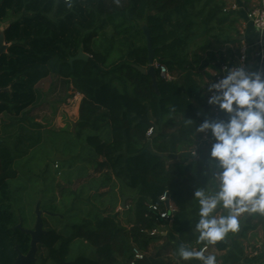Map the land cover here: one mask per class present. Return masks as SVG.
Listing matches in <instances>:
<instances>
[{"label": "trees", "instance_id": "trees-1", "mask_svg": "<svg viewBox=\"0 0 264 264\" xmlns=\"http://www.w3.org/2000/svg\"><path fill=\"white\" fill-rule=\"evenodd\" d=\"M250 1L255 0H245ZM225 4L224 0H0V27L7 25L10 44L0 57V89H4L0 119L6 126L0 130V264H14L16 244L23 253L30 249L31 236L14 228L21 218L14 209L12 181L18 176L14 165L42 141L41 125L29 113L43 99L42 82L54 76L66 83L77 80L81 98L76 135L94 149L99 169L134 191L133 207L126 210L134 226L125 225L120 212L101 211L67 230L46 228L39 246L46 252L30 264L128 263L133 242L146 250L160 240L161 234L148 233L162 222L150 205L164 206L160 200L164 192L176 206L166 228L188 245L206 244L197 241L194 231L198 205L192 192L198 186L211 187L218 168L206 162L208 154L189 161H168L166 155L193 149L203 119L198 113L208 116L201 78L216 60L212 42H235L239 34V19L224 11ZM144 26L151 37L154 65L164 64L178 74L166 80L155 67L157 87L151 74L137 68L149 67ZM197 38L203 40L206 56L190 51ZM80 50L89 58L72 59ZM196 101L205 110H199ZM57 208L43 207L54 214ZM78 211L75 216H80ZM253 229L248 224L241 233ZM227 235L210 245L227 249ZM78 239L90 244L93 253L81 251L71 257ZM261 256L250 262L264 264ZM138 264L166 262L157 252Z\"/></svg>", "mask_w": 264, "mask_h": 264}, {"label": "rangeland", "instance_id": "rangeland-1", "mask_svg": "<svg viewBox=\"0 0 264 264\" xmlns=\"http://www.w3.org/2000/svg\"><path fill=\"white\" fill-rule=\"evenodd\" d=\"M224 1L227 6L233 0ZM242 1L246 8H252L258 4L257 1ZM202 41L201 38L192 41L190 51H199L206 56L207 52L204 50ZM215 43L213 40L211 49L215 51L216 59L223 60L224 55L233 54V49L238 42L236 40L219 45ZM212 69V66L207 67L201 79L204 81L210 79L211 71L214 70ZM175 75L178 77L177 73ZM41 88L44 93L43 99L30 110L29 114L34 122L41 125L42 141L31 147L29 153L21 156L14 165L18 170L17 178L12 181L16 196L14 202L16 214L25 218L23 222L25 227L33 228L36 221L35 206L41 200V209L52 205L58 206L55 214L44 213L45 228L61 229L64 226L67 230L74 222L101 211L120 212L125 225L132 228L134 223L128 219L126 210L133 207L134 191L125 187L119 180L110 179L106 169H99L95 162L94 149L86 143L84 137L78 138L76 135L79 100L75 98V94L79 91L77 80L70 79L66 83L54 76L50 80H44ZM200 104L203 109L204 106ZM209 114L215 119L218 115L208 113V116ZM203 148V146L200 147V153H203ZM166 158L172 161L178 156L168 154ZM123 196L128 197L124 207L122 206ZM78 210L81 211L80 216H75ZM222 213L227 214L225 211ZM248 224L254 225L255 229L249 240L251 244L247 245L253 249H259L258 255H263L259 260H264L263 251L255 243L256 238L264 243V214L256 212L248 218L242 214L239 217V228L233 232V236L239 235L241 228ZM166 229V226L162 227V230ZM134 244L137 243L133 242L132 245ZM159 245L153 243L149 247V255L159 252ZM81 251L92 254L93 247L86 241L78 239L73 243L71 257ZM45 252L46 250L42 252L39 250L38 255ZM246 255L245 263L254 257L251 254ZM125 264L129 262L125 261Z\"/></svg>", "mask_w": 264, "mask_h": 264}, {"label": "clouds", "instance_id": "clouds-1", "mask_svg": "<svg viewBox=\"0 0 264 264\" xmlns=\"http://www.w3.org/2000/svg\"><path fill=\"white\" fill-rule=\"evenodd\" d=\"M205 86L207 105L227 119L198 113L203 119L196 134H205L211 141L206 162L214 163L218 171L211 187L198 186L192 192L198 205L194 231L197 241L206 244L200 249L181 244L178 252L184 261L216 264L214 255H205L207 245L237 231L242 214H264V67L251 69L237 63Z\"/></svg>", "mask_w": 264, "mask_h": 264}, {"label": "built area", "instance_id": "built-area-1", "mask_svg": "<svg viewBox=\"0 0 264 264\" xmlns=\"http://www.w3.org/2000/svg\"><path fill=\"white\" fill-rule=\"evenodd\" d=\"M258 4L252 8H246L242 0H233L227 6L224 7V11L239 15L241 12L245 14L247 21H249L253 29L256 31V38L254 41H242L239 44V52L235 58H230L228 60L221 61L218 64L217 69L213 73V79L216 77L222 76L226 73L228 67L235 66L237 63H245L251 69H256L258 67H264V0H255ZM155 67L159 68L160 74L166 80H174L176 78L175 74L171 73L167 66L161 63H156ZM210 81V82H211ZM206 92V90H205ZM81 95L80 92H77L75 98ZM206 100V96H205ZM213 111L218 115H223L224 113L218 111L216 108L211 107ZM153 133V127H151L147 135L150 136ZM210 140L207 135L202 134L196 141V144L193 149L189 150L191 157H198L200 155V147L204 144H210ZM199 155H195L196 153ZM160 200L163 202L164 206L160 204H151L150 208L155 211L162 221L158 227H155L151 231H148L150 235H158L163 232L162 227L166 226L172 219V213L176 210V206L173 201L169 198L167 192H164L160 196ZM205 245L196 248L200 249ZM208 249V245H207ZM206 249V251H207ZM149 249H142L138 244L132 245L131 248V259L129 264H138L139 261L143 260L146 256H149ZM250 254L252 256H257L259 254V249L250 248ZM205 251V252H206Z\"/></svg>", "mask_w": 264, "mask_h": 264}, {"label": "crops", "instance_id": "crops-1", "mask_svg": "<svg viewBox=\"0 0 264 264\" xmlns=\"http://www.w3.org/2000/svg\"><path fill=\"white\" fill-rule=\"evenodd\" d=\"M239 22H238V30H239V34H238V39H237V46L233 49V54L229 55V56H225V58L223 60L220 59H216L213 61V66L212 69L213 71H211L210 74V79H206V81H204L203 79H201V83H203V85L205 86L207 83H209L213 77V73L214 71L217 69L218 64L221 61L224 60H228L230 58H235L236 55L239 52V44L242 41H254L256 38V31L253 29L252 24L247 21L245 14L243 12H241L238 16ZM233 46V45H232ZM205 90H206V86H205ZM79 92V91H78ZM76 95V94H75ZM80 98L81 95H78V97L76 99L78 100V117H79V105H80ZM204 98H205V91H204ZM206 102V100H205ZM202 102H195L196 107L203 111L205 110V107L202 109L201 104ZM207 104V103H206ZM203 105V103H202ZM210 107V110L207 113H213L215 115V112L213 111V109ZM209 117L211 118L210 114ZM226 115H217L216 119H225ZM0 130H5L4 126L0 124ZM106 136H108V138L110 137V135L107 134V132L105 133ZM202 134H200L197 139L201 136ZM210 144H204V148H203V153L204 154H208V149H209ZM178 158L183 159L184 161H189L191 159V156L189 154L188 151H183L177 154ZM113 179H115V177L113 176ZM106 189V188H104ZM129 197L130 194H127ZM218 212H221V214H223L222 212H224L221 209H217ZM258 213V212H257ZM256 214V212H252V213H244V217L248 218L250 215H254ZM242 230V228H241ZM254 234V229L250 230L247 234H242L240 232L239 235L233 236V232L230 235H227V239L229 242V246L227 247V249L224 250H220L217 247L213 246V245H208V249L205 252V255H214L215 259H216V264H253L250 261L246 262L244 261V256H250V246L247 244H251V242H249L250 238L253 236ZM259 246H261L262 248H264V243L259 240L258 238H256L255 240ZM156 245H159V252L161 253L162 258L165 260L166 264H202L201 261L199 260H189V261H184L182 259H180L179 257V252L178 249L181 246V244H184L188 247L191 248H199V246H192V245H188L184 242H182L177 234L170 232L168 229L163 230V232L161 233V238L160 240H158V242L155 243ZM252 256V255H251Z\"/></svg>", "mask_w": 264, "mask_h": 264}, {"label": "water", "instance_id": "water-1", "mask_svg": "<svg viewBox=\"0 0 264 264\" xmlns=\"http://www.w3.org/2000/svg\"><path fill=\"white\" fill-rule=\"evenodd\" d=\"M7 25L4 24L0 27V57L2 54L6 53L8 51V48L10 46L9 43L6 42L5 37V29ZM144 32L147 36V45H148V59H149V67L144 68L141 66H137V68L142 71L143 73H149L152 75L154 85L157 87V81H156V69L154 65V50L151 45V37L148 31L147 26H144ZM89 55L84 52L83 50H80L79 53L72 57V59H88ZM4 89H0V92H2ZM1 124V119H0ZM127 196H123L122 206H125ZM41 200H39L36 203L35 206V213H36V221L33 228H27L24 226L23 218H20V221L17 225L14 226L15 229H20L23 232L29 234L31 236V242H30V249L27 253H23L18 245H15V250L17 251V257L15 259L14 264H30L32 262H36L39 258V246L42 244L43 240L42 237L47 233L46 228L44 227V217H43V210L41 209Z\"/></svg>", "mask_w": 264, "mask_h": 264}, {"label": "flooded vegetation", "instance_id": "flooded-vegetation-1", "mask_svg": "<svg viewBox=\"0 0 264 264\" xmlns=\"http://www.w3.org/2000/svg\"><path fill=\"white\" fill-rule=\"evenodd\" d=\"M42 210H43V216H44V213L54 214L53 212L49 210H45V209H42ZM44 227H45V224H44Z\"/></svg>", "mask_w": 264, "mask_h": 264}]
</instances>
